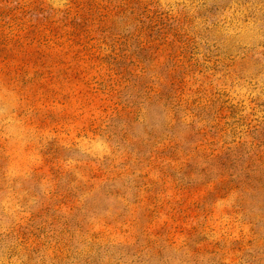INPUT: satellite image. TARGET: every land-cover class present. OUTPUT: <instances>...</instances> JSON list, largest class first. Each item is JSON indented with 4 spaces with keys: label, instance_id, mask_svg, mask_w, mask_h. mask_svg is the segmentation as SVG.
Segmentation results:
<instances>
[{
    "label": "rangeland",
    "instance_id": "1",
    "mask_svg": "<svg viewBox=\"0 0 264 264\" xmlns=\"http://www.w3.org/2000/svg\"><path fill=\"white\" fill-rule=\"evenodd\" d=\"M0 264H264V0H0Z\"/></svg>",
    "mask_w": 264,
    "mask_h": 264
}]
</instances>
